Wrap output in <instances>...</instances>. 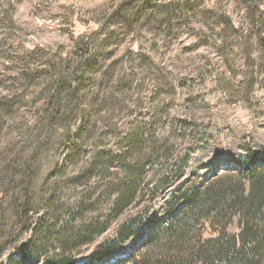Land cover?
<instances>
[{"label":"trees","instance_id":"1","mask_svg":"<svg viewBox=\"0 0 264 264\" xmlns=\"http://www.w3.org/2000/svg\"><path fill=\"white\" fill-rule=\"evenodd\" d=\"M95 22L68 53L22 65L28 97L0 98V264L30 232L31 257L20 250L12 264H264V162L172 188L189 153L174 158L197 134L169 63L186 41L208 48L248 102L264 88V0H119ZM147 81L159 111L123 136ZM94 183L104 189L88 191ZM162 196L166 219L148 228Z\"/></svg>","mask_w":264,"mask_h":264},{"label":"rangeland","instance_id":"2","mask_svg":"<svg viewBox=\"0 0 264 264\" xmlns=\"http://www.w3.org/2000/svg\"><path fill=\"white\" fill-rule=\"evenodd\" d=\"M118 2L119 0H0V98L14 96L15 99H24L27 96L26 90L17 80L22 65L35 61L33 56L40 51H50L53 55L68 53L74 39L97 28L95 16L102 7ZM192 45L190 41L181 43L175 54L169 56L175 88L182 90L185 100H189L186 105L189 106L187 111L192 125L185 128L191 135L193 130L197 134L195 139L190 136L186 139L188 144L174 158H182L189 153L183 175L172 188L185 184L193 176L211 177L220 165L243 170L246 165L264 162V88L257 89L248 102L244 101L245 97L239 93V84H230L231 78L223 60L205 47L190 51L188 48ZM153 88L154 84L147 81L141 95L135 96L133 107H136L138 113L120 124L119 130L123 136L131 124L148 122L152 114L159 111L157 105L162 100L152 96ZM172 111L175 113L171 115L183 116L180 115L183 114L181 109ZM24 112L26 114L25 108L21 110L22 114ZM8 132L15 138L14 129L2 130V133ZM115 136L109 137L110 144L107 140L101 145L108 144L113 149L115 143L111 141ZM201 139L203 141L199 142ZM249 149L255 152L252 158L249 157ZM65 155L66 153L62 154V160ZM99 187L94 183L87 190L100 192L104 189L103 186ZM165 194L167 193L163 195ZM164 196L145 214L148 228L165 221ZM138 213L136 210L135 214ZM42 218L41 213L37 222ZM228 231L239 232L238 218L233 219ZM137 234L127 245L133 246L139 238ZM139 236L142 237L143 234L140 233ZM32 239L33 233L30 232L17 246L8 249L2 264H12L13 258L21 259L20 250L31 257ZM122 250L119 254L124 256L126 250ZM83 260L84 258H79L77 263L82 264ZM111 260V257L108 258V261ZM20 264L40 263H34L31 259Z\"/></svg>","mask_w":264,"mask_h":264}]
</instances>
